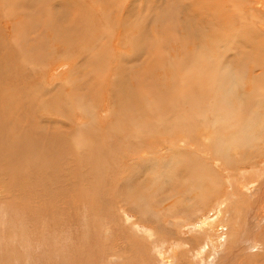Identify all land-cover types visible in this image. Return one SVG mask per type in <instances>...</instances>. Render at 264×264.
Listing matches in <instances>:
<instances>
[{
	"label": "bare ground",
	"instance_id": "1",
	"mask_svg": "<svg viewBox=\"0 0 264 264\" xmlns=\"http://www.w3.org/2000/svg\"><path fill=\"white\" fill-rule=\"evenodd\" d=\"M39 1L0 0V10H7V12H9L11 15L16 14V11H19L20 13L19 17L11 16V18H0V186L2 184L8 187L9 189L7 191L11 190L14 194L17 193L16 191L18 188L24 187L23 189L25 193L21 188L19 190L22 191L21 194L24 193L25 199L36 201L37 203L40 201V197H42L43 192L47 191L50 187H53V184L65 183L68 173L67 169L71 166H74L77 162L80 161L83 164H90L92 166L97 165V168H102V170L116 168L118 163L113 162V160L116 159V156L120 152V149L114 147V141L112 142L110 138H107L109 144L99 146V134L92 128V131L90 128H88L90 131H88V133L91 135L89 137L86 135V139L83 137L85 134H76L72 130H65L62 132L56 131V129L49 131V127L52 129V123L55 125L57 120L46 118L45 116L36 118L32 114L31 109L27 106L28 101L24 97V95L27 96L28 93L30 94L28 88L36 85L38 80L37 74L42 75L41 73L37 72V67L38 65H41L47 61L48 50H51L53 53H55L54 57H57L61 53L66 54L68 52L67 49L61 50V48L58 46L61 43L68 44L64 39L69 42H73L75 48L74 55L76 54V47L79 48L78 46H80L84 48L82 45H88L89 39L95 42L98 41L97 44L103 43V35L99 36L96 28L95 30L91 29V32V30L85 26L88 25L89 18H83L80 15L92 14L99 8L103 7L107 0H70L74 4L76 10V12L72 14L75 18V21L82 23V26H79L78 24L74 26L71 25L73 26L71 28L67 27V25H64L68 23L66 20L67 16H65L67 1L57 2L56 4H52V7L48 6L50 12H54L57 9L59 13L58 17H56V21L59 25L58 28L54 24L51 25L52 31H57L58 33L59 31L61 32V34L56 33L57 35L54 37V39H56L59 43L56 45V47H53L50 42H43L42 35L40 33L32 36V40L26 41L25 39L24 32L26 15L23 13V11H27V6L29 5H32L35 9L33 13H37L35 15L36 21L33 20L36 23L35 29L39 32L44 31V29L41 28V24H38L37 22L39 21L40 13H42L43 10H46L44 7L45 0ZM116 1H120V3L123 4L122 6L118 7L117 10H120L119 15L124 21V27H121L122 29L120 28L121 30H118L117 33H113L110 41H116L119 37V43L117 47L121 50V54L118 57H114L113 55L109 56L108 60L112 57L110 63L113 65V67L116 65V63L117 65L108 72V75L106 76L107 79H105L107 82L111 81L112 85L116 82L113 86L117 88L119 99L113 101V104H115L117 108L125 110V115L123 116L122 114V116L118 119V124H120L122 127L132 128V126H134L136 133H138V130H147L149 128L151 130L156 129L161 127L162 124H168L169 130L176 128L178 131V129L182 127L188 134H190V132L195 129L200 133V145L203 144L205 153L211 154L210 158L213 156L215 158L216 156H220L224 161H226V163L236 161L237 156L240 154L245 157L250 156L252 160L255 158L257 160L264 159V80L262 79L264 77L261 78V76H263L262 74L264 69L262 71V68L258 65H244L245 63L239 62L233 54L228 55L227 58H224V61H222L223 63H221L219 60V55L217 58H215L213 56L212 50H208L209 47L206 50L205 47L201 48L198 46L199 44L195 42L194 44L188 41L184 43L177 34L180 32L183 26H185V30L188 31V34L195 30V25H201L200 27H202L203 32L205 30V27H203L205 24H207L206 27L208 30L213 32L219 28V23L223 22L221 13L231 10H220V0H201L197 3H194L191 12L188 6L181 4L183 2L186 3L191 1L169 0V3L172 7L174 6V9L181 12L182 10L179 9H185L186 12L185 15L183 14L184 16L181 15V13L177 14L176 11H174V14L170 12L172 15H174L172 18L169 14V4L165 5L163 0H158L156 2L157 5H152L151 1L153 0H131L133 4L138 1L143 5L134 4L130 9L128 8L129 3L125 4L126 0L122 2L121 0H111V3ZM148 1L151 3L149 8L151 12L144 14L140 18H136L135 8L137 10H142L144 4ZM171 1L174 5H172ZM257 1L254 3L250 0H231L232 7L234 8V23L238 27V34L244 33L246 35L245 39H243L245 40V46H249L247 43L252 42L257 43L260 46H264V38L261 37V32L256 29L259 23H262L264 20V11L255 8ZM96 4L97 6H95ZM262 4L258 3L257 7L261 8ZM153 7L155 9H153ZM140 21H143L145 24H140ZM166 21H168L167 24ZM169 23L173 26L171 27L170 25L172 31L175 30L172 35H169ZM137 25L139 27L144 26L140 28V30L138 29L137 34H134L132 31H130L129 34H126V29H123L128 28L131 30L132 27ZM148 29H151L152 32H145L148 31ZM157 29L160 31L168 30L169 32L167 31V34L166 32L158 34ZM254 30H258L257 38L251 37ZM17 32L19 33V39L12 43L11 39H14L13 37ZM98 36L99 39H97ZM144 36L145 40L143 42L142 40ZM235 39H240L239 35H237V37L235 36L232 41L234 42ZM215 40L216 42H219L218 45L226 42V39H222V37L221 39L220 37L215 38ZM80 41H84V43L82 44ZM179 41L182 42L181 46L178 45V43H180ZM133 42L138 43V58L139 56L144 57L151 55L152 53L154 54L153 57L158 64L172 62L171 65L173 68L170 66L169 69L164 70L163 81L160 85H158V83L153 84V76L149 74L146 69H144L145 66L149 65L151 62H145L143 57L137 60V54L133 55V53L132 55L135 57V59H132L133 56L128 54V51L132 48V46L130 49L126 47L131 43L133 45ZM102 45L107 46L106 43H103ZM255 45L253 44V46ZM232 49L234 50V47ZM79 50L81 51L82 49L79 48ZM135 50L136 49H133L132 51L135 53ZM132 51H130V53ZM229 51L231 50H227L226 53ZM81 52L84 53L83 51ZM98 54L103 56L106 53H102L100 50ZM220 55L223 54L221 53ZM173 56H175L177 59L172 60ZM243 56L245 57V55ZM44 57L45 61L43 59ZM126 57L128 58L126 66L129 68L127 70L130 73L127 72V74H129L127 79L124 78L126 76L122 77L121 79L118 77V75H120L119 73L121 65H124L125 61L127 60ZM153 57H150V59H148V57L146 58L148 60H152ZM78 59L82 60L81 56ZM32 60H34V66L29 71L27 66ZM204 60L208 61L209 66H205L204 64V67L206 68L200 74L194 73L193 70V73L190 75L191 77H189L186 81H183V83H179L177 81L178 74L182 72H185L186 74V71H184L185 69H190L192 68V65ZM213 60H216L217 63H215ZM77 61L79 60H76V62ZM174 61H179V63ZM53 62L54 61L52 59L51 63ZM143 62L144 64H140ZM258 63L259 62L256 64ZM158 64L157 67L159 66ZM260 65L263 67V64ZM258 68H261V76L257 75ZM250 74L252 77L249 76ZM89 76L91 75L89 74L88 77ZM109 77L112 78L110 79ZM119 79L120 81H118ZM106 81L105 83L107 84ZM92 89L90 91H92ZM49 91L51 92V89H49ZM149 95H151L152 99H147L145 97ZM65 97L62 99L67 101L66 103H68L69 100L74 99L73 96L67 99ZM77 98L80 99V96H77ZM124 98L125 100H123ZM128 99L133 100L134 105H122V103L127 104L130 101ZM37 100L45 102L44 92L38 94ZM29 102L32 101L29 100ZM101 114L106 115V110H104V112ZM97 117L96 110L94 113V119L96 120ZM207 126L210 128L209 130L202 129ZM105 131L109 133L108 129ZM179 131L181 132V130ZM82 138H84V140H82ZM158 140H160V137H155L153 140H150L153 141V143H150L149 140H134L128 148L126 147V154L132 158L131 162H129V167L141 165V167H150V171L152 173L155 172L156 166L151 164V160H135L132 162L135 158L131 148L140 144H142L141 148L147 146V148L137 153V155L141 157L143 154L141 152L145 150L156 151L158 148L161 150L163 147L158 145ZM182 145L184 144H181V146ZM173 147V143L171 142L169 146L171 158L168 159L169 161H167L163 165V168L160 169L161 172L156 174L158 176H156V179L153 181V183L162 182L163 184H166L169 182L171 195L179 192L184 186L185 190L187 191L186 196H184L185 198L182 201L193 204L195 203L194 201L198 199V201L204 205L203 207L205 209L207 208V201L209 199L211 200V198L215 196V190L220 187L218 192V204L222 205L221 200H227V198L224 196H226V192L230 188L224 187L223 189V185L219 181L220 178L218 173L212 169V165L206 166V168L202 170L201 168H198L194 165V163L198 162L197 158L189 156L191 154H197L192 152H173ZM186 147L187 146H185V149ZM24 151V157L21 156L18 160H16L18 156L23 154ZM146 151L145 153L147 154ZM74 152L78 154L72 156ZM35 155L37 156L35 157ZM257 160L251 162L252 164H249L252 166L250 168L253 169L249 168L248 171L258 173V171L264 168V161L261 163L259 161L257 162ZM80 165L79 167H81ZM249 165L245 167H249ZM228 167H230V165H228ZM245 167L244 171H240L239 169V172L246 174L248 171L245 170ZM135 174L137 175L136 180L127 177L122 182L123 186L121 187V192H123L126 198H128L127 203L130 204L131 209L133 207V209L139 213L141 221H153L159 230L165 228V226H169V223H172V221H168V224L162 223L160 210L156 209L152 211L149 208L151 207L150 200L154 196H152L153 192L158 191L159 189L154 190L152 189V186H147L144 181L140 180L142 176L141 169L137 170ZM205 180L209 182V187H206L203 183ZM226 183L229 184V180ZM93 189L97 190L99 188ZM194 189H198L202 192L200 193L199 197H197V195H192V191H195ZM199 192H197V194H199ZM174 203L176 202L174 201ZM214 209L216 210L217 208L214 207ZM214 209L212 210V213L215 212ZM187 210L188 207L185 208V212ZM180 211L182 212L183 210ZM218 211H220V209H218ZM11 212L12 210L10 213ZM2 213L3 210H0V215ZM175 213L178 214L179 212ZM198 214L200 215L201 213L199 212ZM206 214L205 218L208 216ZM6 216L8 215L6 214L5 217ZM125 217L127 221L131 223L130 227L135 229L138 228L136 223L131 222L130 216ZM256 217L259 221L262 219L264 221V214H258ZM226 219L227 218H224L221 221L223 222L225 220L226 222ZM86 222L87 221L84 220V223L81 224L82 226L80 227V234L83 236L84 240L88 239L86 238V234L89 233V231H87L89 228H86ZM88 222V225L91 227L96 224L93 221ZM212 222L213 218L211 221L210 216H208L204 220L203 227L205 225L207 227L208 224L213 225L214 222ZM104 226L103 228H107L108 225L106 227ZM116 226L119 230H123L125 225L116 224ZM116 226L114 228H116ZM217 227L220 229V232H223L225 229L224 227L222 228L218 225ZM237 227L238 226H236V228ZM58 228V233H56L57 236L55 235L56 242L54 244L46 242L48 245H51V249L47 248V244L45 245L44 241H35L39 235H35L33 238L28 239L27 230H23L20 235L15 236L13 234L12 236H7L6 239L8 241L6 239H0L1 242H3V240L7 241V243H3L2 245L0 243V264H126L128 260V257L119 253L120 251L118 249L100 251L102 249L101 246L103 245L104 247V245H106L105 242H107V231L102 230L100 234H98V238H96L97 244L99 243L97 245L99 246V249L96 246V243L94 244L95 246L87 245V242V244H85L86 240L83 242L80 241L79 244L76 245V237L73 235L76 231L73 230L76 228L72 227L69 235L66 233L65 225L61 224ZM114 228H112V230H114ZM214 229L215 228L212 226L209 232L214 231ZM144 230L148 234L151 232L147 228ZM243 231L246 233V229ZM151 233L155 234L154 232ZM89 235H87V237H89ZM17 237L19 240L14 242L13 239ZM208 237H210L209 233ZM225 237V235L220 234L219 232L217 234H213L210 238V241L211 244L214 245L216 241L220 240L217 246L214 247L211 245V248H209L208 252H204L203 254L202 252H200L201 254L192 253V257L185 259L181 264H219L220 262L221 264H235L237 262V258L240 259L243 264H264V239L262 240L261 244H251L249 249L246 245V234L243 237H239V233L233 237H228L225 243L226 245H223L221 240H223ZM151 238L153 237L151 236ZM232 238H234L233 241H231ZM92 239L93 238H91V240ZM234 243L236 245L235 248H233ZM248 244L250 243L248 242ZM39 245H43L42 250L39 249L41 247ZM92 247H97L98 249H94ZM111 248L114 249L113 247ZM212 249L214 251H212ZM51 250H53V252ZM40 256L43 257V259H41ZM144 257L147 259L146 264L163 263H159L160 258H163L161 255L155 254L154 256L150 253H144ZM136 259L138 260V257ZM45 260L46 262L44 263ZM241 261H239V264H241Z\"/></svg>",
	"mask_w": 264,
	"mask_h": 264
},
{
	"label": "rangeland",
	"instance_id": "2",
	"mask_svg": "<svg viewBox=\"0 0 264 264\" xmlns=\"http://www.w3.org/2000/svg\"><path fill=\"white\" fill-rule=\"evenodd\" d=\"M60 1H65V2L67 1L66 3L67 9L65 10V14H66L65 16L68 17V18L66 17L68 23L64 25H67V27L70 28L77 24L79 26H82V23L76 22L74 16L72 15L76 12L74 4L71 2L72 0L71 1L45 0L44 7L46 8V10H43L42 13H40L39 21L37 22L38 24H41V28H43L44 31L39 32L38 30L35 29L36 23L33 20L36 21L35 15L37 13H33L35 9L33 8L32 5L27 6V11L26 10L23 11V13H25L26 15L25 32H24L26 41L32 40L31 39L32 36H35L36 34L40 33L42 35L43 42L44 41L50 42L53 47H56V45L59 44L58 41L54 39V37L57 35L56 33L58 32L52 31L51 29L52 24L56 25L58 28L59 25L56 21V17H58L59 13L57 9L54 12L53 11L50 12L48 6L52 7V4H56L57 2ZM122 1L124 0H121V2ZM157 1L158 0L151 1L152 5H157L156 4ZM163 1L165 5L169 4V14L171 15V17L172 16L174 17V15H172V13L173 14L175 13L174 11H176L177 14L179 13H181V15L186 14L185 9H179L182 10V12L178 11L173 8L174 6L173 7L171 6L169 0H163ZM189 1L191 2H186V3L183 2L181 4L184 6H188L192 12L194 3H197L198 1L201 0H189ZM250 1L256 3L257 0H250ZM126 3L127 4L129 3L128 6L129 9L134 4L143 5L141 4V2L139 3L138 1L133 4L131 0H126L125 4ZM151 3L149 1L146 2L142 10H137L135 8L136 11L135 17L140 18L144 14L150 13L151 11L149 10V8ZM258 3L261 4L263 3L261 5V8L257 7ZM122 5L123 4H121L120 1L111 3V0H107L104 3L103 7L99 8L97 11L93 12L92 14L89 15L81 14L80 16H82L83 18H89V23L88 25L85 26L88 27L90 30L91 29L95 30L96 28L98 35L99 36L103 35L104 37L103 43H106L107 46L102 45L103 43L97 44L98 41L95 42L92 41L91 39H89L88 45H82L84 41H80L82 43L81 45L84 48L80 46L78 47L81 48L82 49L81 51H83L84 53H82L79 50V48L76 47L77 50H76V54L74 55L75 48L73 42H69L66 39H64L68 44L61 43L58 46L59 48H61V50L67 49L68 52L66 54L61 53L57 57H54L55 53H53L51 50H48L47 61L41 65H38L37 67V72L41 73L42 75L37 74L38 80L36 85L28 88L30 94L28 93L27 96L24 95L25 99H27L28 101L27 106L31 109L32 114L36 118L45 116L46 118L57 120V123L55 125L52 123L51 125L52 129L49 127V131L56 129H57L56 131H62V132H64L65 130L66 131L72 130L76 134L77 133L85 134L83 135V137H85L86 135L89 137L91 134L88 133L89 131L88 128H90L91 131L93 129L97 131V133L99 134V138H98L99 146L109 144L107 138H110L112 142L114 141V147L120 149V152L116 156V159L113 160V162L118 163L117 167L107 170H102V168L98 169L97 165L92 166L90 164H83L82 162L79 161L74 166H71L70 168L67 169L68 173L65 183L53 184V187H50L47 191L43 192V195L42 197H40V201L38 203L36 201L25 199V195H24L25 191L23 189L24 187L22 188L20 187L24 192L23 194H21L22 191L19 190L20 188H18L16 191L17 193L14 194L11 190L7 191L9 188L1 184L0 210H3V213L0 215V239H6L7 236L9 235L12 236L13 234L15 236L20 235V233L23 230H27L28 233L32 231L31 232L32 234L27 233L28 239L33 238V236L35 235H39V237L35 239L36 242L44 241L45 245L47 244L46 242L54 244L56 242L55 237L57 236L56 233H58V229H59L58 227L59 225L63 224L66 227V233L68 235L70 234L72 227L76 228L73 230V231L76 230L75 234H73L76 237V241H77L76 245H78L80 241L83 242L86 240L85 244L88 243L87 245L95 246L94 244L96 243L97 246L99 243L97 244L96 238H98L99 236L98 234H100V232L103 230V231H107L106 232L107 242H105L106 245H104V247L103 245L101 246L102 249L100 251H109V250L118 249L120 251L119 253L128 257L126 264H146L147 259H145L144 253H150L153 254L154 256L155 254L163 256V258H160L159 261V263L163 262L162 264H181L185 259L191 258L192 253L201 254L200 252H202L203 254L204 252H208L209 248H211V245H213L211 244L210 238L212 237L213 234H217L218 232L226 236L224 238L225 240L224 239L221 240L223 245L226 243L228 237H233L238 233H239V237H243L245 234L247 235L246 245L247 248L249 249L251 247V244L253 245L255 243L261 244L262 240L264 239V221L263 219L259 221L256 216L258 214L259 215L264 214V170H263L264 168L258 171V173L248 171L249 168L252 167L249 164H252L251 162L257 160L256 158L252 160L250 156L245 157L240 154L237 156L236 161L231 162L232 164L226 163V161H224L220 156H216V158L213 156L212 158H210L211 154L205 153L203 144L200 145L201 144L199 139L200 133L198 130L196 131L195 129L191 131L190 134H188L184 131L182 127H180L179 129L177 128L178 131L176 130V128H174L176 130L175 131L174 129L169 130L168 124H162L161 127H158L156 129L153 130H151L150 128L147 130L143 129V130H138V133H136L134 126H132V128L122 127L120 124H118L119 122L118 119L122 116V114L123 116L125 115L124 109H119L116 107L115 104H113V101L119 99L117 88L113 86L118 78L114 81L115 83L112 85L111 81L108 82L106 81L107 79L106 76L108 75V72L117 65L116 63V65H114L113 67V65L110 63L112 57L108 60L109 56L113 55L114 57H118L121 54V50L118 49L117 47L119 43V37L118 40L116 41H110V39L113 33H117L118 30L122 29L121 27H124V21L119 15L120 10L119 11L117 10V8ZM172 5L174 4L172 3ZM263 5H264V0H258L255 8L264 11ZM95 6H97V4ZM219 6H220V10L227 9L231 11H225L222 13L220 12L221 17H223V22L219 23V28L217 30H214L213 31L214 33L208 30V28L206 27L207 24L203 26L205 27V30L203 32H202V27H200L201 25L200 26L195 25V30H193L188 34H187L188 31L185 30V26H183L180 32L177 33L180 36L179 38L181 39V41L184 43L187 41L193 44L194 42L198 43L199 44L198 46H200L201 48L205 47L206 50L209 47L208 50H212L213 56L215 58H217V56L219 55L220 57L219 60L221 63H223L222 61H224V58L226 59L228 55L233 54L239 62L245 63L244 65L246 64H251L252 66L258 65L259 67L262 68L263 71L264 49L262 48H264V46H260L255 42L247 43L249 46H245L244 45L245 40L243 39H245L246 35L244 33H240L241 35L238 34L237 31L238 27L234 23V17H233L234 8L232 7L231 0H220ZM153 9L155 8L153 7ZM16 12H17L16 14L11 15L9 12H7V10L5 11L0 10V18L2 17L11 18V16L19 17L20 14L19 11ZM51 19L52 20L54 19L53 20L54 22ZM263 21L262 23H259L256 29H258L261 32L262 34L261 37L264 38ZM139 23L145 24L143 21H140ZM167 23L168 21H166V24ZM170 25L171 24L169 23V31L171 33L168 30L167 31L169 32V35H172L175 32V30L172 31ZM142 27H139L137 25L132 27L131 30L128 28H123V29L124 30L126 29L125 30L126 34H129L130 31H132L134 34H137L138 29L140 30V28ZM171 27L173 26L171 25ZM157 30H158V34L163 32H166L167 34L166 30L164 31L163 30L160 31L159 29ZM258 30L253 31V34L251 35L252 38H257ZM18 32L13 37L14 39H11L12 43L15 40L19 39ZM145 32L151 33L152 30L148 29V31ZM59 33L61 34L60 31ZM237 35H239L240 39H235V41L233 42L232 41L233 38H235V36L237 37ZM99 36L97 39H99ZM219 37L220 39L221 37L222 39L225 38L226 42L221 45H218L219 42H216L215 38H219ZM144 40H145V36L142 41L144 42ZM182 42L178 43V45L181 46ZM236 42L239 44H237ZM137 44L138 43H134L132 45L131 43L129 45L130 47L127 46L126 48L130 49L132 46L131 48L132 50L133 49L137 50L138 49ZM253 44L256 45L253 46ZM152 45H153V41H152ZM233 47L234 50L232 49ZM131 49L128 51L129 55L133 56L138 53V50L137 52L135 50L134 53V51H132ZM100 50L102 51V53H106V54L101 56L100 54H98ZM227 50H231L232 52L229 51L228 53H226ZM130 51L132 52L130 53ZM80 53L83 55H81ZM221 53L223 55H220ZM153 55L154 54L151 53V55L144 57L139 56L138 58L137 57L138 54H137L136 59L138 60L143 57L145 62L147 61L151 62L149 65H146L144 69H146V71H148L149 74L153 76L152 83L153 84L158 83V85H160L163 81L164 70L169 69L170 66L171 68H173L171 65L172 62L163 63L165 65L161 63L158 64L155 61ZM243 55H245V57ZM80 56L82 60L78 59L80 58ZM149 56L153 57L152 60H148L150 59ZM133 57L132 59H135V57L134 58ZM146 57H148V59ZM43 59L45 61V57ZM52 59L54 61L53 63H51ZM175 59L177 58L173 56L172 60ZM76 60L79 61L76 62ZM127 61L128 58L125 61V64L121 65V69L119 73L121 76L118 75V77L121 79L124 76H126L124 78L127 79L129 76V74H127L128 72L127 69H129L126 66ZM213 61L217 63L216 60ZM174 62L179 63V61H174ZM255 62L256 63L259 62V63L256 64ZM140 64H144V62ZM157 64L159 65L158 67ZM204 64L205 66H209L208 61L204 60L201 62L199 61L195 65H192L191 66L192 68L190 69L189 68L185 69L184 71H186V74L185 72L178 74L177 81L179 83H183V81H186L189 77H191L190 75L193 72L200 74L206 68L204 67ZM260 64H263V67ZM33 66H34V60H32L30 64H28L27 66L28 70L30 71ZM194 68H196L197 70ZM261 68L260 69L258 68L257 75L261 74L260 72ZM89 74L91 76L88 77ZM262 75L263 76L260 75L261 78L264 77V71ZM249 76L252 77L251 74ZM109 78L111 79L112 77ZM262 79L264 80V78ZM105 81L107 82V84L105 83ZM118 81H120V79ZM49 89H51V92L49 91ZM91 89L92 91H90ZM41 92H44L45 94V102L41 100H37L38 94H40ZM71 96H73L74 99L69 100L68 103H66L67 101H64L62 99L63 97L67 99L70 98ZM77 96L78 97L80 96V99L77 98ZM145 97L147 99H152L151 95ZM29 100H31L32 102H29ZM123 100H125V98ZM122 105L125 106L134 105V101L130 100L127 104L122 103ZM96 110L98 117L95 120L94 113ZM104 110H106L107 112L106 115L101 114L104 112ZM107 129L109 130V133L105 131ZM202 129L209 130L210 128L207 126ZM179 130H181V132ZM155 137H160V140H158L160 143L158 142V145H160V147H163L161 148V150L160 148H158L156 151L145 150L147 154L145 153V151L141 152L143 153L142 156L145 157L142 156L140 157L137 155V153L147 148V146L141 148L142 144H140L138 146L132 147L131 150L135 158L133 159L132 162H134L135 160L136 161L151 160V164H154L156 166L155 167L156 171L152 173L150 171L151 170L150 167H141V165L135 167H129V162H131L132 158L128 154H126L125 149H127L134 140L150 141L153 140ZM86 138L87 137H85V139ZM82 140H84V138H82ZM171 142L173 143L174 146L173 152H192L197 154L198 156L193 154L189 155L191 157L197 158L198 162L194 163L196 167L204 170L206 166L212 165V169H214L218 173V176L220 178L219 181L223 185V189L224 187L230 188L226 192V196H224L227 198V200H221L222 205L224 204L223 206L221 204H218V199H219L218 192L220 190V187L215 190L214 192L215 196H213L211 200L209 199L210 200V201L208 200L209 202L207 201V208L205 209L203 207L204 205H202V203L199 202L198 199L195 200L194 201L195 203L193 204H189L188 202L182 201L185 198L184 196H186V191H187L185 190L184 186L181 188L179 192L171 195L169 182L166 184H163L162 182L153 183V181L156 179V176H158L156 174H159V172H161L160 169L163 168V165L167 161H169L168 159L171 158L170 155L171 153L169 152V146ZM150 143H153V141H150ZM181 144L184 145L181 146ZM185 146H187L186 149ZM77 154L78 153L74 152L72 156ZM24 155H25V151L23 152L22 155L18 156L16 160H18L19 157L21 156L24 157ZM36 156L37 155H35V157ZM214 160H215V164H214ZM258 161L262 163L264 159H258L257 162ZM80 164H82L83 166ZM79 165L81 167H79ZM228 165H230V167H228ZM247 165H249V167H245ZM244 167L245 170L248 171L246 174L239 172V169L240 171H244ZM139 169L142 170V176L140 180L144 181L147 186H152V189L154 190L159 189L158 191H155L152 194V196L153 195L154 196L150 200L151 201V207H149L150 210L153 211L158 209L161 211L162 223L168 224V221L169 222L172 221V223H169V226H165V228L161 230H159V228L157 227L156 224H154L153 221H141L139 213L136 210H134L133 207L131 209L130 204L127 203L128 198H126L123 192H121V187L123 186L122 185L123 180L127 177L136 180L137 175L135 174V172ZM228 180L230 182L229 184L226 183L228 182ZM249 180H251L253 183ZM203 183L205 184L206 187L210 186L207 180H205ZM93 188H99V189L95 190ZM194 190L195 191H192V195L193 196L197 195V197H199L200 193L202 192L198 189H194ZM197 192H199V194H197ZM174 201L176 203H174ZM186 207H188V210L185 212ZM214 207L217 209L215 210ZM213 209L215 211L214 213H212ZM218 209H220V211H218ZM11 210L12 212L10 213ZM180 210H183L182 212L184 214ZM175 212H179V213L181 212L182 214L181 213L176 214ZM199 212L201 213L200 215L198 214ZM6 214L8 216L5 217ZM205 214L210 216L211 221L213 218V222H214L213 225L208 224L207 227L206 225L203 227L204 220L208 217L207 216L205 218ZM125 216H130L131 222L136 223L138 225V228L135 229L133 227H130L131 223L127 221ZM19 218L21 221L19 220ZM224 218H227L226 222L225 220L223 222L221 221ZM84 220L87 221L86 228H89V230H87L89 231V233L86 234V238L88 239L85 240L83 236L80 234L81 233L80 227L82 226L81 224L84 223ZM88 221H93L96 224H94L91 227L88 225L89 223ZM116 224H122V225L124 224L126 227L124 226L123 230H119ZM217 225L222 228L223 227L225 228L223 232H220V229L217 227ZM103 226L104 227L107 226V228H103ZM115 226L116 228H114ZM212 226L215 229L214 231L209 232ZM236 226L238 227L236 228ZM111 227L114 228V230H112ZM143 227L147 228L151 232H154L155 234L151 232H149L148 234L144 230L145 228ZM244 229H246V233L243 231ZM207 232L210 234V237H208ZM87 235H89V237H87ZM149 236L150 238L151 236L153 238L150 239ZM91 238L93 239L91 240ZM233 239L234 238H232L231 241H233ZM18 240H19L18 237L13 239L14 242ZM5 241L4 240L3 242L0 241L1 245L3 243H7L8 240L6 242ZM219 242L220 240L216 241V243L213 246L214 247L217 246ZM248 242L250 244H248ZM39 246H41L39 249L42 250L43 245H39ZM50 247L51 245L47 244V248L51 249ZM97 247L99 248V246ZM97 247H92V248L98 249ZM111 247H113L114 249H112ZM235 247L236 245L234 243L233 248ZM213 249L212 251H214ZM51 251L53 252V250ZM137 257L138 260L136 259ZM41 259H43V257H41ZM236 260L237 262L235 264H239V261H241L238 258ZM45 262L46 260L44 261V263ZM219 264H221V262ZM241 264H243L242 261Z\"/></svg>",
	"mask_w": 264,
	"mask_h": 264
}]
</instances>
